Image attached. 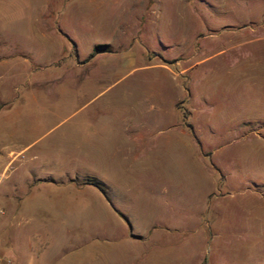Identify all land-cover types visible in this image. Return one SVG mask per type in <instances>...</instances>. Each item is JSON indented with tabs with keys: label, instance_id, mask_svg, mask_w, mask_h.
I'll list each match as a JSON object with an SVG mask.
<instances>
[{
	"label": "rangeland",
	"instance_id": "rangeland-1",
	"mask_svg": "<svg viewBox=\"0 0 264 264\" xmlns=\"http://www.w3.org/2000/svg\"><path fill=\"white\" fill-rule=\"evenodd\" d=\"M96 1L0 0V34L42 23L46 64L14 80L42 123L0 187L88 196L37 203L26 264H264V0ZM130 132L148 153L118 149Z\"/></svg>",
	"mask_w": 264,
	"mask_h": 264
},
{
	"label": "crops",
	"instance_id": "crops-1",
	"mask_svg": "<svg viewBox=\"0 0 264 264\" xmlns=\"http://www.w3.org/2000/svg\"><path fill=\"white\" fill-rule=\"evenodd\" d=\"M90 1L94 5L100 2L96 0ZM44 17L52 19V21L55 19V15L50 13V11L45 14L42 13L41 18L43 19ZM38 22L39 19L34 18L28 33L26 31L18 35V33L13 34L7 30L3 35L0 34V118L6 121L11 119L15 114L21 115L22 123L20 126L28 134L30 133L28 138L31 139L30 143L21 146L14 144V142L12 144L3 143L2 141L5 139L4 135L6 132L8 134V131L4 132V129L0 128V164L3 170L7 169L9 163H11V159L15 155H21L36 141L37 138L33 135L39 128V122L42 123V115H39L37 112L39 98L36 90L40 85L33 86L37 85V81L34 82L35 84L25 83L23 91L19 95L15 96L12 93L15 85H19L14 80L19 78V76L21 77L25 71L27 73L40 74L46 67L43 60L42 44L44 42V29L42 23L39 25ZM48 25L50 27V24ZM58 29L60 32V28ZM48 32L52 33V28H49ZM30 33L31 35H29ZM63 35L67 36L66 33H63ZM46 37L51 38V36ZM4 77L8 79L5 83H3ZM41 79L39 82L42 81ZM29 85L33 86V88L29 89ZM159 89L161 90V88ZM155 92L154 88L152 97ZM157 99L163 104H173L177 98L171 99L170 94H166L162 90L157 92ZM161 118L156 116L153 118V121H164ZM13 130L14 127H10L9 134L11 138L14 134ZM123 138L121 142L117 140L115 144L118 149L121 148V145H125L126 154H136L137 150L142 151V154H146L150 151V146L154 145L149 140L146 143L144 137H135L134 132L128 133ZM169 141L164 140L163 144L165 145ZM137 145L140 148H137ZM39 181L43 180L35 178L33 175L31 179L21 178L20 180L11 182V185L8 187H0V208L4 211L6 208L7 211L5 215L0 216V256L8 259L10 261L9 264H26V251H30L32 248L31 236L37 233L40 226L43 225L42 222L34 217V209L38 206L37 203L42 201L43 197L50 202H56L60 199L69 202L78 196L88 197L84 194H76L74 193L75 190H73L72 193H68L65 200V195H62V189H57L53 194L51 189H48L46 186L43 187L44 185L42 186ZM43 192L46 194L41 195ZM98 194L95 193V196L98 197Z\"/></svg>",
	"mask_w": 264,
	"mask_h": 264
},
{
	"label": "trees",
	"instance_id": "trees-1",
	"mask_svg": "<svg viewBox=\"0 0 264 264\" xmlns=\"http://www.w3.org/2000/svg\"><path fill=\"white\" fill-rule=\"evenodd\" d=\"M109 48L108 45L98 44L95 46V51H101L103 49Z\"/></svg>",
	"mask_w": 264,
	"mask_h": 264
},
{
	"label": "built area",
	"instance_id": "built-area-1",
	"mask_svg": "<svg viewBox=\"0 0 264 264\" xmlns=\"http://www.w3.org/2000/svg\"><path fill=\"white\" fill-rule=\"evenodd\" d=\"M9 260L8 259H4V258H2L1 256H0V264H9Z\"/></svg>",
	"mask_w": 264,
	"mask_h": 264
}]
</instances>
